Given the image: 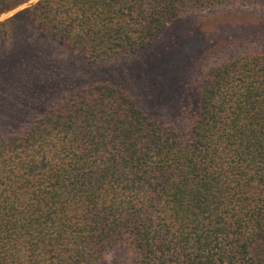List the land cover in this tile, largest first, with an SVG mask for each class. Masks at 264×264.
Wrapping results in <instances>:
<instances>
[{
  "label": "trees",
  "instance_id": "1",
  "mask_svg": "<svg viewBox=\"0 0 264 264\" xmlns=\"http://www.w3.org/2000/svg\"><path fill=\"white\" fill-rule=\"evenodd\" d=\"M30 1V2H29ZM0 20L96 65L147 48L185 14L264 0H15ZM4 4L0 0L1 6ZM182 133L110 80L8 120L0 134V264H264V48L206 66Z\"/></svg>",
  "mask_w": 264,
  "mask_h": 264
},
{
  "label": "rangeland",
  "instance_id": "2",
  "mask_svg": "<svg viewBox=\"0 0 264 264\" xmlns=\"http://www.w3.org/2000/svg\"><path fill=\"white\" fill-rule=\"evenodd\" d=\"M0 20L23 9L3 0ZM251 48H264V6L229 2L185 14L147 48L103 64L71 56L57 42L12 21L0 44V134L11 120L30 121L95 80H110L172 128L185 132L188 113L178 109L202 70ZM101 264H136L127 244L113 246Z\"/></svg>",
  "mask_w": 264,
  "mask_h": 264
}]
</instances>
